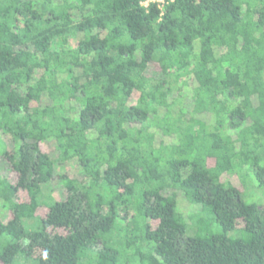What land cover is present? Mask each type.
<instances>
[{"label":"trees","instance_id":"1","mask_svg":"<svg viewBox=\"0 0 264 264\" xmlns=\"http://www.w3.org/2000/svg\"><path fill=\"white\" fill-rule=\"evenodd\" d=\"M143 1L0 0L1 264H264V0Z\"/></svg>","mask_w":264,"mask_h":264},{"label":"rangeland","instance_id":"2","mask_svg":"<svg viewBox=\"0 0 264 264\" xmlns=\"http://www.w3.org/2000/svg\"><path fill=\"white\" fill-rule=\"evenodd\" d=\"M158 70L159 68L156 65H152L150 68L151 74H154ZM191 94H192L191 86L187 85L184 90V97L179 100V105L177 107L182 106V105L186 107V105H188L191 100L189 97ZM175 97L177 98L178 94H175V96L171 99L175 100L176 99ZM153 131L157 132V129L153 128ZM172 140L174 139L164 136L163 133L160 132V130H158L155 136L156 145H159V143H161L162 141L165 143H170L172 142ZM55 145H56V142L53 139L47 140L42 143V149H44L45 151L51 152L55 150ZM9 148H11V145L9 146ZM67 169H68V172H70L71 174L75 172L76 174L80 175L79 174L80 172L79 164H76L75 161L69 164ZM58 171H62V165L59 166ZM0 176L2 177L5 176L7 179L11 180L12 182L16 181L17 179V174L10 168L8 162L1 157H0ZM231 179L238 182L237 185L241 188L245 196V200L247 202H256L259 205L264 204V187H259L257 185L253 175L250 177L247 176L246 178H243L240 180H238L235 176H232ZM49 193H51L55 199H58V200L63 199L65 197V190L63 188V184L58 182L57 179L52 180L44 188V194L48 195ZM17 198L20 201H24V202L29 201V196L26 191H20L18 193ZM182 209L184 211L185 219L189 223L188 234L193 235L195 234V228L189 216L191 213H194L197 210V206L191 204L190 202L184 201L182 202ZM47 210H48L47 207L41 206L37 210L36 215L44 216L46 215ZM0 216L4 223H7L13 218L12 212L4 208L3 206H0ZM40 218L41 217H38V218L35 217L34 219L31 220L29 224L32 225V227H30V229L38 227ZM219 228H220L219 226L215 225L216 230L217 229L219 230ZM233 234H235V231L231 233V235ZM9 240H10L9 235L3 234L2 236H0V252ZM37 262L38 261H36L35 259L25 258L20 254L15 258V260L13 261V264H37ZM0 264H1V260H0Z\"/></svg>","mask_w":264,"mask_h":264},{"label":"built area","instance_id":"3","mask_svg":"<svg viewBox=\"0 0 264 264\" xmlns=\"http://www.w3.org/2000/svg\"><path fill=\"white\" fill-rule=\"evenodd\" d=\"M174 0H144L143 4L148 6L151 3H157L160 7H164L166 3L172 2Z\"/></svg>","mask_w":264,"mask_h":264}]
</instances>
